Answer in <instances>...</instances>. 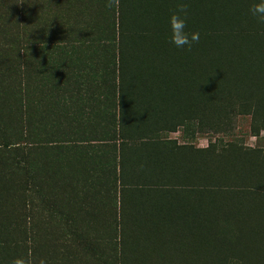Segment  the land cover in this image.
<instances>
[{"label": "rangeland", "instance_id": "374dc122", "mask_svg": "<svg viewBox=\"0 0 264 264\" xmlns=\"http://www.w3.org/2000/svg\"><path fill=\"white\" fill-rule=\"evenodd\" d=\"M17 1L37 70L36 139L77 147L42 157L58 177L44 263L264 264V126L252 132L251 116L264 100V24L253 0H124L122 12L120 0ZM182 3L188 30H201L190 51L168 43ZM78 232L93 246L66 253Z\"/></svg>", "mask_w": 264, "mask_h": 264}, {"label": "trees", "instance_id": "16d2710c", "mask_svg": "<svg viewBox=\"0 0 264 264\" xmlns=\"http://www.w3.org/2000/svg\"><path fill=\"white\" fill-rule=\"evenodd\" d=\"M24 3L25 0H20L21 5ZM17 4V0H0V264H13L18 258L26 264H45L41 248L45 246V225L50 215L56 217L51 201L55 202L52 194L58 189V177L54 165L42 157L48 151L61 149L62 152L77 147L62 146L57 144L59 141L41 146V140L36 139L41 129L37 130L39 122L34 124L38 112L33 108L34 93L27 91V81L37 70L28 68L32 49L26 46V35L20 30L24 26L23 15L18 19L19 14L14 12ZM118 8L125 11L124 0L119 1ZM204 23L218 24L219 17H208ZM192 31L201 32L197 25ZM208 31L207 38H215L218 32L214 28ZM250 104L249 98L244 99V111ZM254 105L252 132H258L264 126V117L259 120L263 98ZM50 168L53 175L48 174ZM91 244L80 232L63 240L60 246L68 249L66 253H74L79 251V246L89 249Z\"/></svg>", "mask_w": 264, "mask_h": 264}, {"label": "clouds", "instance_id": "9594fccd", "mask_svg": "<svg viewBox=\"0 0 264 264\" xmlns=\"http://www.w3.org/2000/svg\"><path fill=\"white\" fill-rule=\"evenodd\" d=\"M248 11L257 23L264 24V0H253ZM167 24L169 28L168 43L176 49L190 51L192 45L199 42L200 33L188 30V6L186 4H179L176 10L169 14ZM13 264H26V262L24 259L18 258Z\"/></svg>", "mask_w": 264, "mask_h": 264}]
</instances>
